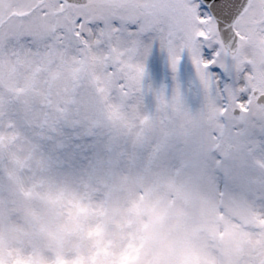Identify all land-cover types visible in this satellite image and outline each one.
Instances as JSON below:
<instances>
[{
	"label": "rangeland",
	"instance_id": "374dc122",
	"mask_svg": "<svg viewBox=\"0 0 264 264\" xmlns=\"http://www.w3.org/2000/svg\"><path fill=\"white\" fill-rule=\"evenodd\" d=\"M17 10V0H0V12ZM80 59L65 49L51 63L37 62L31 52L0 51L3 264H69L73 256L82 264L88 254L98 264H114L117 256L121 264L138 258L145 264H264V135L258 125L264 105L249 117L224 120L207 94L195 109L170 102L180 139L205 156L219 152V171L208 159L194 168L180 158L163 167L154 156L133 159L131 137L107 119L96 131L110 151L91 162L70 161L57 143L79 130L69 125L85 123L76 101L99 66V53H88L91 67L72 83ZM111 103L125 117L142 111L136 101ZM212 129L219 143L210 142ZM50 188L83 199L88 211L78 227L57 232L38 226L45 210L37 193Z\"/></svg>",
	"mask_w": 264,
	"mask_h": 264
},
{
	"label": "snow or ice",
	"instance_id": "6c2138e0",
	"mask_svg": "<svg viewBox=\"0 0 264 264\" xmlns=\"http://www.w3.org/2000/svg\"><path fill=\"white\" fill-rule=\"evenodd\" d=\"M17 5L15 12H0V51L31 52L39 63H51L57 50L73 52L81 59L72 68V83L91 67L88 53H99V66L76 101L85 123L69 125L79 130L57 143L70 161L91 162L110 151L96 131L107 119L131 137L133 159L154 156L163 167L180 158L188 168L208 159L219 171V152L205 156L195 143L180 139L170 102L195 109L207 94L224 120L229 114L249 117L264 105V0H17ZM114 101H136L142 111L125 117ZM258 125L264 135V119ZM219 136L212 129L210 142L219 143ZM37 196L45 210L41 228H76L88 211L83 199L64 189ZM131 246L139 244L132 240ZM69 264H80V257ZM82 264H98V258L88 254ZM114 264H121L120 256Z\"/></svg>",
	"mask_w": 264,
	"mask_h": 264
}]
</instances>
